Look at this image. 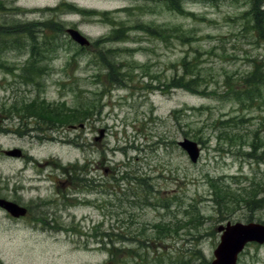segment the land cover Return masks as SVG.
<instances>
[{"label": "rangeland", "instance_id": "rangeland-1", "mask_svg": "<svg viewBox=\"0 0 264 264\" xmlns=\"http://www.w3.org/2000/svg\"><path fill=\"white\" fill-rule=\"evenodd\" d=\"M253 4L0 0V187L11 200L23 187V202L49 222L34 224L32 213L14 222L0 210V264H211L220 225L262 223L264 211L250 221L242 210L222 222L212 185L264 188V158L246 156L264 101L247 108L231 96L237 79L264 67ZM54 21L61 32L34 25ZM68 28L91 45L73 42ZM180 79L194 90L174 88ZM51 104L92 114L75 131L22 112ZM231 119L244 120L221 125ZM184 139L198 143L197 163L178 145ZM14 149L25 158L1 153ZM73 165L79 185L65 172ZM71 181L78 191L64 196ZM238 264H264V244H250Z\"/></svg>", "mask_w": 264, "mask_h": 264}, {"label": "trees", "instance_id": "trees-1", "mask_svg": "<svg viewBox=\"0 0 264 264\" xmlns=\"http://www.w3.org/2000/svg\"><path fill=\"white\" fill-rule=\"evenodd\" d=\"M262 2L263 0H254L253 8H252V16L253 20L255 22V29L257 33L260 35V38L264 39V12L261 10ZM67 7L73 11H77L80 14L89 15L93 14L92 12L81 10L76 8L73 5H67ZM178 11H182L181 7L178 6L175 8ZM36 28H40L41 32H44L45 29L52 32V33H59L63 29L57 22H52V24L49 26L47 25L48 29L45 28V22L44 23H34ZM0 32L3 35L2 30ZM40 32V31H36ZM115 32V36H118L119 33L123 34V29H118ZM114 66L108 65L109 67H112L113 72H115L116 67L118 64L113 63ZM109 69V68H108ZM117 75L122 76L120 72H116ZM109 75H111L109 71ZM191 81V82H190ZM172 86L174 88H187L189 90H194V87L192 86L193 80H189L185 82L183 79L172 81ZM230 87L228 90H231L230 84L228 85ZM173 88V87H172ZM264 67L260 65H255L252 72L244 76L240 79H237L234 82V88L231 92V96L242 106L247 108H255L256 106H260V103L264 101ZM203 93L195 89V92L193 93ZM36 103V102H35ZM60 106L56 105H44L41 108L37 107L36 105H27L24 107L22 112H26L25 114L32 117H38L39 121L43 124L49 123L47 125L50 126L51 130H55L58 127H65L67 129H70L71 126H79L80 124H84L89 119V115L92 113H85L81 114V110L79 109H66L65 106L62 104ZM48 118V120H47ZM237 119H231L230 121H223L221 125L223 127H226L225 125L229 124V127H235L237 126V123H242L244 119H240L236 121ZM219 122V121H218ZM228 131V130H227ZM264 132V120L260 122V128L255 131L253 138L250 142V153L246 154L247 157H251L253 159H263L264 158V151L263 153H259V150L264 147V137H261L260 134ZM75 165L67 168L69 170L65 171L68 175L72 176L71 173H73V179L76 181L77 185H79V182L76 178V171L77 166ZM71 169H74L71 171ZM142 182H144L143 179H141ZM222 180H213V196H214V202L215 206L219 212L220 216H225V219L222 220V222L226 220H230L233 213H235L238 210H242L245 213H248L250 215V221L253 220V216L259 217V213L264 211V188L262 184H252L248 187H243L241 189H235L231 187V184L225 183L224 185H220L218 182H221ZM224 182V181H222ZM214 183V184H213ZM149 186V184H147ZM144 183L140 184V187H143ZM143 192L147 193V190H143ZM146 197V196H145ZM146 199H148L146 197ZM150 202V201H148ZM262 223H264V218L260 217L259 219ZM163 227V228H162ZM158 227L160 230L164 229V226ZM112 251V257L111 261H114L115 255ZM132 255H134V258H141L143 260V256L139 254L137 251H129ZM109 261V262H111Z\"/></svg>", "mask_w": 264, "mask_h": 264}, {"label": "water", "instance_id": "water-1", "mask_svg": "<svg viewBox=\"0 0 264 264\" xmlns=\"http://www.w3.org/2000/svg\"><path fill=\"white\" fill-rule=\"evenodd\" d=\"M67 33L71 39L82 47L90 45V41L76 29H68ZM81 128L84 125H80ZM73 129L76 127L73 126ZM103 136V131H100ZM100 140V139H99ZM179 145L187 152L191 161L197 163L201 150L196 142L189 139L183 140ZM6 155L19 157L21 155L18 149L7 151ZM0 206L7 209L13 216L20 217L26 214V209L18 206L13 202L0 199ZM217 232L221 234L220 243L217 246L214 256L215 259L211 264H237L239 255L245 250L250 243L264 244V224L251 223H227L220 225Z\"/></svg>", "mask_w": 264, "mask_h": 264}, {"label": "flooded vegetation", "instance_id": "flooded-vegetation-1", "mask_svg": "<svg viewBox=\"0 0 264 264\" xmlns=\"http://www.w3.org/2000/svg\"><path fill=\"white\" fill-rule=\"evenodd\" d=\"M23 152V151H22ZM1 153H3V151L1 152ZM21 159H24L25 158V155H24V153L23 154H21ZM39 166H42L41 164H38ZM44 166H48V164H44ZM72 174V177H73V173H71ZM40 175V174H39ZM39 178H40V176H38ZM44 178H50V177H48V176H44ZM76 178H77V180L79 181V176H78V174L76 173ZM72 180H73V178H72ZM71 183H72V185H71V188L70 187H67L66 188V186H64L65 187V189H63L65 192H64V196L66 195H68L69 194V191L68 190H70L71 191V193L70 194H72V189H77V191H78V186L77 187H75L74 185H73V181H71ZM8 188V187H7ZM23 189V187H14L13 188V196H12V199L13 200H11L10 198H8L7 196H4L3 194H2V191H3V189H2V187H0V198H2V199H4V200H9V201H12V202H15V203H17V204H19V205H21V206H23V207H25V208H27V213H26V216L25 217H20V218H15L14 216H12L6 209H4V208H2V207H0V210H2V211H4V212H6V214H7V216L11 219V220H13L14 222H19V221H22V220H26V219H28V217L30 216V214L32 213L33 215H32V217H31V220L33 221V223L34 224H36V223H38L40 226H42V225H47V224H49V222H48V220L47 219H45L44 217L43 218H39V210H40V208H41V206L40 205H38V206H36V205H34V204H29V205H26L24 202H23V200H22V197L21 196H23V195H21V191L20 190H22ZM58 192L59 193H61V190H58ZM76 193V192H75ZM19 195H21V196H19ZM62 200L63 201H66V199L63 197L62 198ZM70 203H72V202H70ZM53 216H54V219H56V213L55 214H53ZM42 229H46V228H42ZM46 231V230H45Z\"/></svg>", "mask_w": 264, "mask_h": 264}]
</instances>
